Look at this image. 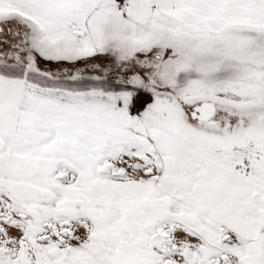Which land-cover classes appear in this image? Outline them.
Returning a JSON list of instances; mask_svg holds the SVG:
<instances>
[{"label":"snow or ice","instance_id":"1","mask_svg":"<svg viewBox=\"0 0 264 264\" xmlns=\"http://www.w3.org/2000/svg\"><path fill=\"white\" fill-rule=\"evenodd\" d=\"M0 264H264V0H0Z\"/></svg>","mask_w":264,"mask_h":264}]
</instances>
